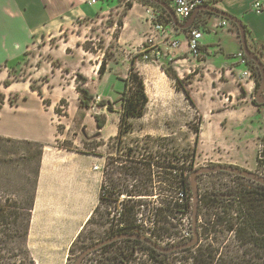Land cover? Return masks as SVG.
<instances>
[{
	"label": "rangeland",
	"instance_id": "rangeland-1",
	"mask_svg": "<svg viewBox=\"0 0 264 264\" xmlns=\"http://www.w3.org/2000/svg\"><path fill=\"white\" fill-rule=\"evenodd\" d=\"M79 5L83 15L47 47L0 67V201L11 198L29 207L34 198L27 239L33 264H75L88 247L128 225L160 244L188 241L194 236V201L188 206L184 197L195 169L227 164L264 176V104L254 98L262 75L247 60L233 21L215 29L218 15L202 16L206 42L193 54L188 34L170 24L156 36L150 21L155 2ZM248 41L264 61V46L249 36ZM136 76L144 79L148 102L142 116L124 117L122 92L126 82L129 96L135 91ZM84 96L90 107L81 105ZM50 109L52 118L44 112ZM27 111L29 116L22 115ZM51 128L52 139L40 140ZM13 130L27 136L9 135ZM37 142L44 146L42 155ZM239 177L250 181L216 171L198 176L197 185L205 194L212 187L237 186ZM201 210L199 242L170 253L169 263L178 264L187 250L206 241L202 232L214 211L208 204ZM227 218L241 227L237 213ZM228 226L227 220L217 226L223 255L238 253L247 264H264V255L258 257ZM121 251H129L135 264H155L149 247L121 240L81 264H99ZM14 261L4 256V263Z\"/></svg>",
	"mask_w": 264,
	"mask_h": 264
},
{
	"label": "trees",
	"instance_id": "trees-1",
	"mask_svg": "<svg viewBox=\"0 0 264 264\" xmlns=\"http://www.w3.org/2000/svg\"><path fill=\"white\" fill-rule=\"evenodd\" d=\"M248 61H251L247 58ZM166 73H170L165 71ZM136 85L134 86L135 91L128 94L131 91L130 82H126L125 89L122 92L121 100L124 106V117L130 116H142L144 108L148 102V96L146 94L145 82L142 77L136 76ZM6 86H10L12 82L10 80H5ZM130 87V88H129ZM33 90H37L32 85ZM78 90L82 93H89L87 89L78 86ZM40 94L41 90H39ZM92 98V96H90ZM105 103V102H104ZM81 105L85 107H90V100L87 97H82ZM97 122L100 127L105 125L104 120H100L99 116H96ZM39 145V155H42L44 146ZM239 182L237 186H231V188H214L212 187L211 192L205 194L200 193V205L199 214H201V208L204 204H208L213 209L212 216L209 218V223L211 226L207 227L204 232H202V238L206 240L201 242L194 249H189L185 254H183L182 259L176 263L178 264H247V259L239 260L236 255H223L222 248L223 241L217 236L221 230L217 226L222 225V221H228V229L231 231H236L237 236L240 240L253 245L256 248V255L261 257L264 255V184L257 183L252 180L245 182L239 177ZM190 182H187L186 196L184 199L187 200L188 206H190L193 194L188 191L190 189ZM201 189V188H199ZM28 204L29 207L24 206V204L18 200H13L11 198H6L4 201H0V264H11L4 263V256L10 259H14L13 263L28 264L32 263V260H28V249H27V239L30 230L31 212H32V202ZM237 213V218L240 221L241 227L236 229V224L234 221H230L231 218H227V215ZM223 213V214H222ZM224 216V219L222 218ZM237 220V221H238ZM129 224H131L128 221ZM119 232H133L131 225L124 226L119 229ZM139 233V232H138ZM121 241L127 243H137L149 247V251L154 257L155 264H174L169 263L167 253L160 252L153 247H151L146 242L136 239L128 238ZM245 245V244H243ZM127 249V248H126ZM128 250V249H127ZM259 252V253H258ZM4 254V256H3ZM121 255L106 256L99 261V264H135L133 255L129 251L124 254L122 251ZM7 255V256H6ZM153 259V258H152ZM144 264V263H143ZM259 264V263H254Z\"/></svg>",
	"mask_w": 264,
	"mask_h": 264
},
{
	"label": "crops",
	"instance_id": "crops-1",
	"mask_svg": "<svg viewBox=\"0 0 264 264\" xmlns=\"http://www.w3.org/2000/svg\"><path fill=\"white\" fill-rule=\"evenodd\" d=\"M255 1L226 0L221 6L244 22L252 43L264 46V9L256 10ZM261 1L264 4V0ZM83 13L84 8L79 5V0H0V67L6 62L27 56L36 47H47L48 40L57 35L63 26L74 25L75 20ZM205 42L202 41L203 44ZM37 111L40 113V107ZM44 112L52 118L51 109ZM12 114L16 112L13 111ZM25 114L30 115L28 111L22 115ZM23 119L29 121V117ZM28 123L33 125L31 120ZM52 128L45 137L39 136V139L43 142L50 141L54 135ZM12 132L9 135L27 136L15 134L14 130Z\"/></svg>",
	"mask_w": 264,
	"mask_h": 264
},
{
	"label": "water",
	"instance_id": "water-1",
	"mask_svg": "<svg viewBox=\"0 0 264 264\" xmlns=\"http://www.w3.org/2000/svg\"><path fill=\"white\" fill-rule=\"evenodd\" d=\"M150 1L155 2V3H159V4L163 5L164 7H166L172 15V20H173L174 24L179 26L180 28H183V29H187L193 25L199 11L202 9L210 11L211 13H213L215 15L227 18L230 21H233L238 27V32L240 34L241 43H242V50H243L244 54L247 56L248 59H250L251 61H254L261 71L262 82H261L260 86L258 87L256 95L254 98L256 99V102H258L259 104H264V62L261 59V57L254 50L251 49V47L249 45V41H248V32H247L246 25L238 16L230 13L229 11H227L223 8L205 5V6L198 7L195 10V12L193 13V15L189 18V20L186 23L182 24V23L178 22L172 8L168 4H166L162 0H150ZM216 171H227V172L242 176L244 178H248L249 180L255 181L257 183L264 184V176L257 174L255 172L248 171L245 169H240V168H237V167H234L231 165L217 164V165H213L210 167H204V166L199 167L191 173V181H190L191 188H192V194H193V201H194V204H193V225H194V231L193 232H194V236L192 239L185 241V242H182V243H173L171 245H164V244H160L159 242L155 241L153 238H151L145 234H142V233H137V232L116 233V234H114L110 237H107V238L97 242L96 244L88 247L84 252L81 253V255L78 257L75 264H81V262L83 261V259L86 256H88L89 254H91L92 252H94L96 250L101 249L105 245H108L110 243L117 242L120 240L128 239V238L140 239V240L146 242L147 244H149L154 249H156L160 252H163V253H167V254L195 246L200 240V234H199L198 228H197L198 212H199V205H200V201H199L200 192H199V188L197 185V178H198V176H200L202 174L216 172Z\"/></svg>",
	"mask_w": 264,
	"mask_h": 264
},
{
	"label": "built area",
	"instance_id": "built-area-1",
	"mask_svg": "<svg viewBox=\"0 0 264 264\" xmlns=\"http://www.w3.org/2000/svg\"><path fill=\"white\" fill-rule=\"evenodd\" d=\"M99 1L101 0H88L90 5H95ZM162 1L168 4L172 8L178 22L183 24L189 20V18L193 15V13L198 7L210 5V6H216V7L223 8L221 5L226 0H162ZM156 4H157L156 7L151 6L152 13L150 15V21L154 22L155 30H157L156 36H157V33L165 30L166 25L170 24L171 26H173L175 30L186 32L188 34L187 44L191 52L193 54H199L200 47L202 45V39L205 34L204 29L201 27V25L199 26V24L201 23L200 19L202 18V16L208 17L211 14L212 15H215V14L211 13L210 11L202 9L199 11L197 18L195 22L193 23V25L187 29H183L174 24L172 20V15L166 7H164L163 5L159 3H156ZM254 7L256 8V10L262 11L264 9L263 1L256 0L254 2ZM227 22H230V20L227 18L218 16L213 26L216 29L218 27L225 26ZM154 38H157V37H154ZM178 43H179L178 40H174V44H178ZM246 74L249 75V77L251 75V73L250 74L246 73ZM262 148H264V144ZM262 151L263 150H261V152ZM260 158L264 160V155L261 154Z\"/></svg>",
	"mask_w": 264,
	"mask_h": 264
},
{
	"label": "bare ground",
	"instance_id": "bare-ground-1",
	"mask_svg": "<svg viewBox=\"0 0 264 264\" xmlns=\"http://www.w3.org/2000/svg\"><path fill=\"white\" fill-rule=\"evenodd\" d=\"M162 72H163L164 75L168 76L167 73L164 70H162ZM90 216H91V214H88V216L85 219V222L90 219Z\"/></svg>",
	"mask_w": 264,
	"mask_h": 264
},
{
	"label": "flooded vegetation",
	"instance_id": "flooded-vegetation-1",
	"mask_svg": "<svg viewBox=\"0 0 264 264\" xmlns=\"http://www.w3.org/2000/svg\"><path fill=\"white\" fill-rule=\"evenodd\" d=\"M257 92V91H256ZM117 233H121V232H119V230H117ZM116 234V233H115ZM114 235V234H113ZM101 241V240H100ZM99 242V241H98ZM118 242V241H117ZM97 243V242H96ZM113 243H115V242H113ZM110 244H112V243H110ZM109 245V244H108ZM105 246H107V245H105ZM105 246H103L102 248H104Z\"/></svg>",
	"mask_w": 264,
	"mask_h": 264
}]
</instances>
